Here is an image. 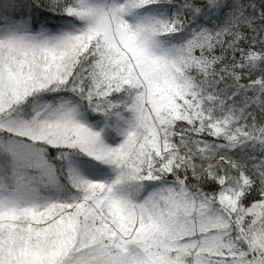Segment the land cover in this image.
Here are the masks:
<instances>
[{
    "label": "snow or ice",
    "instance_id": "snow-or-ice-1",
    "mask_svg": "<svg viewBox=\"0 0 264 264\" xmlns=\"http://www.w3.org/2000/svg\"><path fill=\"white\" fill-rule=\"evenodd\" d=\"M0 264H264V0H0Z\"/></svg>",
    "mask_w": 264,
    "mask_h": 264
}]
</instances>
